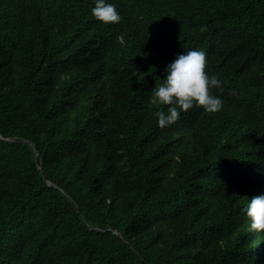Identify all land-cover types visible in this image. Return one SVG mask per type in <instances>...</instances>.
<instances>
[{
  "label": "trees",
  "instance_id": "trees-1",
  "mask_svg": "<svg viewBox=\"0 0 264 264\" xmlns=\"http://www.w3.org/2000/svg\"><path fill=\"white\" fill-rule=\"evenodd\" d=\"M0 0V264H264V0ZM206 53L219 111L159 126Z\"/></svg>",
  "mask_w": 264,
  "mask_h": 264
},
{
  "label": "clouds",
  "instance_id": "clouds-1",
  "mask_svg": "<svg viewBox=\"0 0 264 264\" xmlns=\"http://www.w3.org/2000/svg\"><path fill=\"white\" fill-rule=\"evenodd\" d=\"M91 14L104 23L121 19V13L112 0H94ZM206 63L205 51L191 48L176 53L174 59L165 65L164 79L153 88L151 97L153 104L168 106L167 111L156 113L159 126L177 121L181 110L187 111L193 106H203L209 113L223 107V97L212 92L213 88L222 90V80L205 70ZM242 211L250 219V230H264V191L252 194Z\"/></svg>",
  "mask_w": 264,
  "mask_h": 264
}]
</instances>
